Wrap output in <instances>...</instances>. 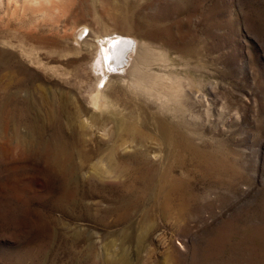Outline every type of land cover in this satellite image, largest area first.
Instances as JSON below:
<instances>
[{
  "label": "rangeland",
  "instance_id": "374dc122",
  "mask_svg": "<svg viewBox=\"0 0 264 264\" xmlns=\"http://www.w3.org/2000/svg\"><path fill=\"white\" fill-rule=\"evenodd\" d=\"M0 264H264V0H0Z\"/></svg>",
  "mask_w": 264,
  "mask_h": 264
},
{
  "label": "bare ground",
  "instance_id": "6f19581e",
  "mask_svg": "<svg viewBox=\"0 0 264 264\" xmlns=\"http://www.w3.org/2000/svg\"><path fill=\"white\" fill-rule=\"evenodd\" d=\"M119 33V32H118ZM105 36V35H104ZM120 36H122V34L120 33V35L118 34L117 36L116 35H113V34H111V33H109L106 37L107 38H104L102 41H103V45L105 44V46H104V48H103V52H104V56H105V58H106V60L108 59V63H107V65L108 64H110V62L112 61V58L116 55V53H117V45L115 44L116 42H117V40L119 39V38H121ZM128 38V37H127ZM100 39V38H99ZM120 40V39H119ZM101 41V40H100ZM134 41V40H133ZM135 42V41H134ZM101 44H102V42H101ZM100 44V45H101ZM135 45V44H134ZM135 48V47H134ZM128 50V49H127ZM137 50V49H136ZM134 52V51H133ZM135 52H137V51H135ZM100 53V52H99ZM130 54H132V53H130ZM101 56V55H100ZM98 57V56H97ZM128 58V57H127ZM129 59V58H128ZM134 59L132 58V61H133ZM101 61V60H100ZM128 61V60H127ZM118 61H116V63H117ZM100 63V62H99ZM99 66H100V64H99ZM117 65H115L114 63H113V65H111V67H116ZM124 66H126V65H124ZM128 66V65H127ZM128 68V67H127ZM101 69V68H100ZM113 69V68H112ZM110 70H111V68H110ZM118 71V70H117ZM123 71H125L126 72V70H123ZM103 73V72H102ZM116 73V72H115ZM109 77V76H108ZM100 96V93H98L97 95H94V97L92 96L91 97V101L92 102H95V101H97L96 99H99L98 97ZM102 99V98H101ZM98 102V101H97ZM97 102H95V103H97ZM94 103V104H95ZM110 261H112V260H110ZM122 263V262H121Z\"/></svg>",
  "mask_w": 264,
  "mask_h": 264
},
{
  "label": "water",
  "instance_id": "95a60500",
  "mask_svg": "<svg viewBox=\"0 0 264 264\" xmlns=\"http://www.w3.org/2000/svg\"><path fill=\"white\" fill-rule=\"evenodd\" d=\"M120 37H121V38H119L120 40L118 39L117 42L115 43L118 48H117L116 55L112 58L113 62H114V59H115L114 64H117L116 61H118L119 64L122 63V60H123L122 59V54L131 45V42H130V40L128 38L122 37V36H120ZM111 65H113V64H111Z\"/></svg>",
  "mask_w": 264,
  "mask_h": 264
}]
</instances>
